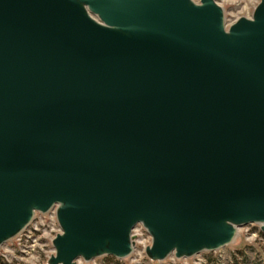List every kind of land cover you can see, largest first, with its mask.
<instances>
[{
	"label": "water",
	"instance_id": "water-1",
	"mask_svg": "<svg viewBox=\"0 0 264 264\" xmlns=\"http://www.w3.org/2000/svg\"><path fill=\"white\" fill-rule=\"evenodd\" d=\"M54 209L48 264L264 234V0H0V247Z\"/></svg>",
	"mask_w": 264,
	"mask_h": 264
},
{
	"label": "rangeland",
	"instance_id": "rangeland-1",
	"mask_svg": "<svg viewBox=\"0 0 264 264\" xmlns=\"http://www.w3.org/2000/svg\"><path fill=\"white\" fill-rule=\"evenodd\" d=\"M194 1L200 3L201 0ZM261 1L217 0V3L225 10L227 24L230 26L242 17L252 18ZM42 219H38V224L29 230L31 232L20 234L0 247V264H48L55 251L53 237H50L47 225L49 220L43 224ZM135 235V252L126 260H118L121 264H264V234L261 226L257 224L240 228L237 240L221 250L204 252L191 259L183 260H177L172 256L162 263H154L146 256L145 249L152 244L148 232L141 229ZM115 259L107 256L90 263L79 260L77 264H114Z\"/></svg>",
	"mask_w": 264,
	"mask_h": 264
},
{
	"label": "built area",
	"instance_id": "built-area-1",
	"mask_svg": "<svg viewBox=\"0 0 264 264\" xmlns=\"http://www.w3.org/2000/svg\"><path fill=\"white\" fill-rule=\"evenodd\" d=\"M40 218H43L42 221H43V224L45 221H47V225H48V228H49V233H50V237H53L52 238V243H53V240L55 239V237L61 233V229H60V226H59V223H58V220H57V213H56V209L55 210H52V212L50 211L49 213L47 214H37L34 221L31 223V225L22 233L25 234V233H29L31 231V228L33 229L34 226H36L38 224V219ZM48 228H47V232H48ZM36 229V227H35ZM145 230L144 227L142 225H139L135 230H134V233L138 232V230ZM146 231V230H145ZM147 233V231H146ZM31 237V236H29Z\"/></svg>",
	"mask_w": 264,
	"mask_h": 264
},
{
	"label": "trees",
	"instance_id": "trees-1",
	"mask_svg": "<svg viewBox=\"0 0 264 264\" xmlns=\"http://www.w3.org/2000/svg\"><path fill=\"white\" fill-rule=\"evenodd\" d=\"M114 264H121L120 261L115 259V263Z\"/></svg>",
	"mask_w": 264,
	"mask_h": 264
},
{
	"label": "bare ground",
	"instance_id": "bare-ground-1",
	"mask_svg": "<svg viewBox=\"0 0 264 264\" xmlns=\"http://www.w3.org/2000/svg\"><path fill=\"white\" fill-rule=\"evenodd\" d=\"M217 1V0H216ZM55 210V209H54ZM52 212V211H51ZM134 234V237H136V233H133ZM237 238H238V235H237ZM237 238L235 239V241L237 240ZM135 243H136V241H135Z\"/></svg>",
	"mask_w": 264,
	"mask_h": 264
}]
</instances>
